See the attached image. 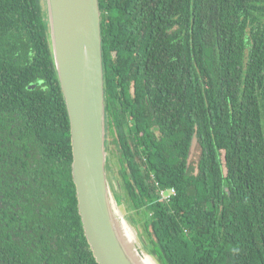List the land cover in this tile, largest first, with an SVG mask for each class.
<instances>
[{"label":"trees","instance_id":"trees-1","mask_svg":"<svg viewBox=\"0 0 264 264\" xmlns=\"http://www.w3.org/2000/svg\"><path fill=\"white\" fill-rule=\"evenodd\" d=\"M98 3L107 164L144 249L264 264V0ZM44 5L0 0V264H97Z\"/></svg>","mask_w":264,"mask_h":264},{"label":"water","instance_id":"water-1","mask_svg":"<svg viewBox=\"0 0 264 264\" xmlns=\"http://www.w3.org/2000/svg\"><path fill=\"white\" fill-rule=\"evenodd\" d=\"M45 8L53 63L69 120L77 211L88 247L97 264H143L142 258L159 264L139 236L140 252L146 255L132 246L128 227L115 208L124 205L107 164L98 0H45Z\"/></svg>","mask_w":264,"mask_h":264},{"label":"rangeland","instance_id":"rangeland-1","mask_svg":"<svg viewBox=\"0 0 264 264\" xmlns=\"http://www.w3.org/2000/svg\"><path fill=\"white\" fill-rule=\"evenodd\" d=\"M44 4H45V0H44ZM112 168H113L112 173L114 174L116 167L113 166ZM115 208L117 210L118 217L120 219H124V221L128 227V231H129L130 237L132 239V243H131L132 246L135 247L140 254L142 253L143 255H146V253L144 251L140 252L141 251L140 250V244H139V241L137 239L138 236H139V239L142 238V236H141L142 234H140L141 233L140 225L138 226V224H134L132 222L131 223L127 222V220H130V218H129V213H127V212L125 213V211H126L125 207H123L122 205H118V206L116 205ZM126 218H127V220H126ZM150 259L154 262V260L152 258H150Z\"/></svg>","mask_w":264,"mask_h":264},{"label":"built area","instance_id":"built-area-1","mask_svg":"<svg viewBox=\"0 0 264 264\" xmlns=\"http://www.w3.org/2000/svg\"><path fill=\"white\" fill-rule=\"evenodd\" d=\"M175 195L173 188L159 189V198L164 201H168Z\"/></svg>","mask_w":264,"mask_h":264},{"label":"bare ground","instance_id":"bare-ground-1","mask_svg":"<svg viewBox=\"0 0 264 264\" xmlns=\"http://www.w3.org/2000/svg\"><path fill=\"white\" fill-rule=\"evenodd\" d=\"M142 262H143V264H151V262L149 260H144L143 258H142Z\"/></svg>","mask_w":264,"mask_h":264}]
</instances>
